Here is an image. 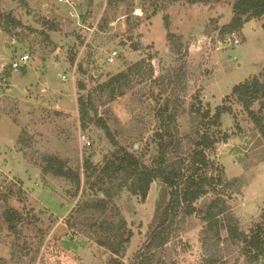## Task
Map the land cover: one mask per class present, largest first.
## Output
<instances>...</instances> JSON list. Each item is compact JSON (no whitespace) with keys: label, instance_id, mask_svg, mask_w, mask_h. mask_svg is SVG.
<instances>
[{"label":"rangeland","instance_id":"rangeland-1","mask_svg":"<svg viewBox=\"0 0 264 264\" xmlns=\"http://www.w3.org/2000/svg\"><path fill=\"white\" fill-rule=\"evenodd\" d=\"M232 2L0 0V12L8 11L22 25H9V33L0 26V264L133 263L152 231L157 205L167 200L160 182L150 185L145 199L125 189L112 197L108 215L123 217L132 233L125 253L116 256L97 244V224L89 225L104 219L99 212L83 221L73 216L83 201L101 197L103 187L117 180L100 187L97 172L87 179L82 171L76 189L43 172V155L57 156L73 168L89 158L99 168L116 146L93 122L81 129L77 98L141 58L147 63L153 57L154 75L134 73L125 94L111 102H104L106 93L93 95L97 115L91 116L106 120L118 145L145 153L147 161L156 150V110L167 97L181 100L174 105L177 126L185 134L192 129L193 95L213 112L233 85L253 75L264 77V16L231 33L238 43L217 48L218 28L230 19ZM164 16L182 36L186 73L179 81L180 64L169 48ZM114 49L118 56L109 63ZM24 53L28 60L13 70L11 62ZM231 107L220 119V130L229 138L210 156L223 165L226 178L242 177L244 185L228 202L219 246L224 257L214 264H245L237 255L239 242L226 230L247 232L264 212V139L238 104L232 101ZM13 212L15 231L8 228ZM203 227L198 216L187 217L165 245L151 251L153 264H203Z\"/></svg>","mask_w":264,"mask_h":264},{"label":"trees","instance_id":"trees-1","mask_svg":"<svg viewBox=\"0 0 264 264\" xmlns=\"http://www.w3.org/2000/svg\"><path fill=\"white\" fill-rule=\"evenodd\" d=\"M169 3L180 0H167ZM188 4L211 3L220 0H183ZM156 9L147 17L150 18ZM264 16V0H233L231 4V17L228 22L218 28V35L224 37L231 33H240L245 22ZM166 38L170 50L177 55L179 69L176 81L186 73V62L180 58L182 54V36H177L170 29L168 16H164ZM22 26L20 21L13 18L11 13L0 12V26L5 33H9V25ZM52 27V26H51ZM50 27V28H51ZM264 30V23L262 25ZM53 29V28H52ZM153 57H148V62L141 58L130 64L125 70L110 75L106 81L97 84L87 93L80 94L77 98L79 124L81 129H86L89 122L98 125L105 133L110 143L116 148L105 155L101 166L93 165L91 159L85 158L77 168L69 167L67 162L57 156L44 154V173L63 178L73 183L76 189L81 183V173L84 172L87 179L97 172V182L101 187L104 183L111 184L117 180L115 189L106 186L102 189V196L83 201L75 210L77 216L74 219L87 220L88 215L99 212L104 219L97 223H89L92 227L97 224L101 237L97 244L107 249L112 255H123L126 245L132 236L127 228L126 220L118 216H109L111 211V199L123 189L130 194L145 199L150 185L157 181L161 184V193L167 197L163 206L157 205L152 231L148 235L143 246L134 254L132 264H153L154 254L152 250L165 245L173 232L180 228L186 218L196 215L204 223L201 231L202 251L204 253L203 264L219 263L223 259V252L219 247L223 242L221 232L223 230L222 218L229 216L228 202L232 199V192H239L244 185L242 177L226 178L223 165L210 156L216 144L229 138L227 132H221L220 119L222 114L232 112V101L238 104L247 114L254 128L264 139V77L253 75L233 85L230 92L222 99L212 112L208 107L204 108L201 98L193 95L190 104L192 117V129L181 134L177 126V105L181 102L179 97H167L164 103L156 110L159 126L154 133L156 150L149 161L145 153L128 151L118 145L109 129L106 120L94 116L97 115V106L93 101V95L98 92L106 93L105 103L111 102L125 94L130 87V76L141 73L142 77L151 78L154 68L151 64ZM85 86L80 83L79 89ZM185 91V87L182 86ZM257 104V109L253 106ZM91 116V117H90ZM99 169V170H98ZM99 187V188H100ZM202 200V203L199 202ZM114 210L116 207H114ZM16 214L8 216V228L16 230L18 223H13L12 218ZM228 237L239 242L237 255L243 257L245 264H257L264 260V212L260 221L254 223L247 232L227 228Z\"/></svg>","mask_w":264,"mask_h":264},{"label":"built area","instance_id":"built-area-1","mask_svg":"<svg viewBox=\"0 0 264 264\" xmlns=\"http://www.w3.org/2000/svg\"><path fill=\"white\" fill-rule=\"evenodd\" d=\"M63 1H68V0H63ZM230 35L233 36V34H228V35H226V36H224V37H221L220 39L217 40V43H218V47H217V48H218V49H219V47H220V45H221L222 43H226V42H228V41H233L234 43H238V39H237V38H233V37H231ZM117 56H118V51L115 50V49L112 50V51L110 52L108 58H107L108 62H109V63L114 62V60H115V58H116ZM28 58H29V55H28V54H26V53L21 54L18 60H14V61L11 62V64H10L11 68H12L13 70H16L17 68L20 67L21 63H25V61H27ZM63 78H64V76H63ZM259 264H263V262H262V263H259Z\"/></svg>","mask_w":264,"mask_h":264},{"label":"water","instance_id":"water-1","mask_svg":"<svg viewBox=\"0 0 264 264\" xmlns=\"http://www.w3.org/2000/svg\"><path fill=\"white\" fill-rule=\"evenodd\" d=\"M7 13H9L8 11H6Z\"/></svg>","mask_w":264,"mask_h":264}]
</instances>
